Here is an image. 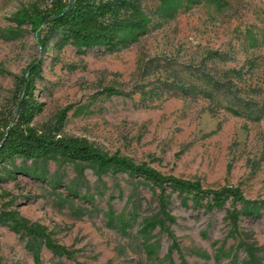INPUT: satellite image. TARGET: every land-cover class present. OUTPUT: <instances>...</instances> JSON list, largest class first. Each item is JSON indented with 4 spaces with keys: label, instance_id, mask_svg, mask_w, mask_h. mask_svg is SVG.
I'll return each mask as SVG.
<instances>
[{
    "label": "rangeland",
    "instance_id": "374dc122",
    "mask_svg": "<svg viewBox=\"0 0 264 264\" xmlns=\"http://www.w3.org/2000/svg\"><path fill=\"white\" fill-rule=\"evenodd\" d=\"M31 1L43 8L51 2L0 0V68L7 71L0 72V112L15 107L13 74L40 59L35 94L45 105L36 129L264 199V115L255 118L264 101V0L185 1L170 18L161 15L162 0H140L151 22L113 52L59 48L57 37L41 46L14 17ZM67 104L73 106L57 126ZM167 192L164 216L159 188L142 177L60 159L16 157L8 170L0 167V214L16 210L76 251L68 258L42 244V264H248L242 240L258 248L264 264L262 205L228 198L208 211L185 193ZM246 206L258 213H245ZM231 213H239L237 226ZM149 220L155 225L143 231ZM32 244L0 219V264H35Z\"/></svg>",
    "mask_w": 264,
    "mask_h": 264
},
{
    "label": "trees",
    "instance_id": "16d2710c",
    "mask_svg": "<svg viewBox=\"0 0 264 264\" xmlns=\"http://www.w3.org/2000/svg\"><path fill=\"white\" fill-rule=\"evenodd\" d=\"M185 1L197 0H162L160 12L165 18L172 17ZM200 1V0H198ZM221 4L224 0H206ZM18 24H29L36 33L41 46L54 37L57 45L63 48L68 43H75L85 50L92 47L103 48L107 52L118 51L128 47L144 33L151 18L141 8L140 0H51L47 7H41L38 1H31L15 14ZM42 69V61L34 59L21 75L13 74L19 84V93L14 109L4 114L0 112V167L8 170L9 163L16 157L23 160H49L83 162L95 165L101 172L126 173L133 177H142L160 190V210L168 216L169 193L167 186L179 193L190 196L193 204L212 211L224 206L231 198L245 205L259 204L264 207V199H248L239 186L222 185L217 188L204 187L198 180H189L175 175H167L149 165L147 162H135L119 153H107L93 146L82 137H66L53 132H43L33 126L36 115L42 112L45 102L35 94L37 77ZM0 72H7L0 68ZM112 87L106 90H112ZM18 113L14 117L17 103ZM73 104H67L56 114V125L63 126ZM234 114L237 109L230 108ZM264 115V101L256 119ZM34 175L35 171H28ZM207 198L206 203L204 199ZM247 214L256 215V209L244 208ZM237 226L239 213L230 215ZM0 219L11 223L14 230L24 231L33 240L31 249L35 264H42L41 246L44 244L53 253L73 258L76 251L52 238L43 224L32 222L16 210L3 211ZM155 225L147 221L143 231ZM248 256V264H260L258 248L244 240L240 242ZM78 264H83L78 262Z\"/></svg>",
    "mask_w": 264,
    "mask_h": 264
},
{
    "label": "water",
    "instance_id": "95a60500",
    "mask_svg": "<svg viewBox=\"0 0 264 264\" xmlns=\"http://www.w3.org/2000/svg\"><path fill=\"white\" fill-rule=\"evenodd\" d=\"M19 106H20V102H18L17 105H16V109H15V112H14V117H16V115L18 113Z\"/></svg>",
    "mask_w": 264,
    "mask_h": 264
}]
</instances>
